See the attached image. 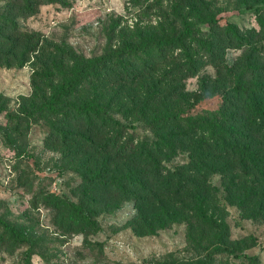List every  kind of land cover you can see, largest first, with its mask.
<instances>
[{
	"label": "rangeland",
	"instance_id": "rangeland-1",
	"mask_svg": "<svg viewBox=\"0 0 264 264\" xmlns=\"http://www.w3.org/2000/svg\"><path fill=\"white\" fill-rule=\"evenodd\" d=\"M205 1L206 10L197 4L193 7V0H69L66 5L44 2L34 15H18L22 32L33 41L31 46L29 40L21 44L32 49L22 65L0 64V218L24 239L19 242L6 236L0 225V264H181L203 258L205 251L190 240L189 217L142 233L134 225L139 214L135 202L116 200L115 190L102 187V180L90 181L91 173H97V147L92 148L80 134L86 128L83 121L66 122L49 109L48 83L61 86L77 61L103 56L142 32L181 29L182 20L198 11L217 18L223 29L233 24L246 38L244 47L226 45L224 58L230 68L239 66L245 73L253 54L262 55L264 63V35L251 34L264 29V0ZM5 2L0 0V9L7 7ZM217 35L204 28L198 37ZM3 45L9 49L7 42ZM257 60L254 66L259 68ZM115 64L111 70L123 72V65ZM100 72L108 74L106 69ZM247 76L254 81L264 78L258 72H247ZM153 78L161 81L159 69ZM186 78L182 82L186 101L175 109L197 118L219 111L227 90L236 83L235 75L220 73L207 59L197 74ZM113 82L120 83L118 79ZM114 83L112 95L119 90ZM136 83L127 81V91L119 97L123 99L108 108L115 119L136 126L131 136L153 139L148 126L131 113V102L136 97L146 100L145 90L150 87L145 76ZM88 94L84 91L80 99ZM114 133L108 128L99 138L111 139ZM189 161V153L180 152L165 166L175 170ZM209 179L219 194L226 243L236 254L256 256V263L264 264V218H248L228 202L220 174ZM69 201L99 227L78 218ZM216 242L212 233L206 244ZM216 260L221 264L248 262L226 255Z\"/></svg>",
	"mask_w": 264,
	"mask_h": 264
},
{
	"label": "trees",
	"instance_id": "trees-1",
	"mask_svg": "<svg viewBox=\"0 0 264 264\" xmlns=\"http://www.w3.org/2000/svg\"><path fill=\"white\" fill-rule=\"evenodd\" d=\"M68 1L6 0L7 7L0 9V64L22 65V59L32 51L29 45L21 46L27 40L31 46L33 38L25 37L18 15H34L36 7L44 2L66 5ZM196 4L202 10L208 9L205 0H193V7L196 8ZM204 28L218 35L199 39ZM169 30L160 34L142 32L136 40L132 38L103 56L77 61L72 74L61 86L48 83L52 92L48 107L66 122L75 118L86 124L80 134L92 148L97 147L94 152L97 173H91L90 181L102 180V187L115 190L116 200L134 201L139 212L134 225L142 229V233L164 222L183 221L185 218L181 216L189 217L190 240L205 254L197 261L181 264H221L216 259L223 255L245 259L246 264H257L256 256L236 254L226 243L228 232L219 215L222 211L219 194L209 177L222 176L228 202L237 205L248 218H264V78L254 81L247 76V72L264 74L262 55L250 56L243 74L239 66L230 68L224 58L226 45L244 47L246 38L233 24L223 29L217 18L202 16L199 11L182 20L181 29L171 27ZM261 33L264 35V29L251 34ZM6 42L8 50L3 45ZM256 58L257 65H261L259 68L254 66ZM204 59L220 73L235 75L236 83L227 90L219 111L197 118L175 108L186 101L182 82L199 72ZM115 63L123 65L124 74L111 70ZM101 69L108 70V74H102ZM134 69L136 73L131 72ZM158 69L161 81L153 78ZM144 76L148 77L150 85L145 90L148 98L136 97L130 101L131 113L148 126L153 139L131 136L136 126L115 119L108 108L123 99L119 97L127 91V81L135 85ZM115 79L120 83H114ZM112 83L119 86L114 95ZM84 91L89 94L80 99ZM108 128L114 130L113 138H99ZM180 152L189 153V163L175 170L168 169L166 162ZM68 205L78 218L99 227L74 202L69 201ZM0 225L6 236L19 242L24 239L1 218ZM212 233H215L216 244H206Z\"/></svg>",
	"mask_w": 264,
	"mask_h": 264
}]
</instances>
